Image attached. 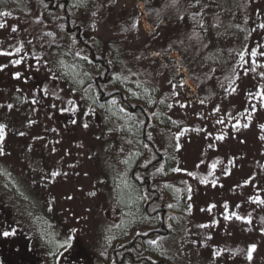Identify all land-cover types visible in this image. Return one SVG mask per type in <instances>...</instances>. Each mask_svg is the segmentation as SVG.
<instances>
[{
	"label": "rangeland",
	"instance_id": "374dc122",
	"mask_svg": "<svg viewBox=\"0 0 264 264\" xmlns=\"http://www.w3.org/2000/svg\"><path fill=\"white\" fill-rule=\"evenodd\" d=\"M65 1L105 51L135 25L124 45L156 88L111 85L148 110L167 94L184 130L175 175L160 187L188 183L190 219L147 246L154 264H264V0H183L194 25L162 0ZM31 18L50 21L36 0H0V264H109L149 223L128 181L146 155L139 119L99 103L87 90L95 66Z\"/></svg>",
	"mask_w": 264,
	"mask_h": 264
},
{
	"label": "trees",
	"instance_id": "16d2710c",
	"mask_svg": "<svg viewBox=\"0 0 264 264\" xmlns=\"http://www.w3.org/2000/svg\"><path fill=\"white\" fill-rule=\"evenodd\" d=\"M162 1L168 2L172 7L174 6L173 9L181 14L179 17H184L189 23L194 25L199 21L191 10L192 6L189 2L184 3L183 0ZM36 2L39 9L49 14L50 21L43 23L41 18H31L33 25L41 27L44 24L52 28L57 27L67 50L73 52L75 45L78 57L87 59L95 66L97 71L88 83L87 90L93 92L99 103L103 104L112 100L121 110L139 119L140 141L143 148L146 149V155L143 161L130 170L128 181L131 186L141 191L144 198L141 209L149 223L143 228V230L146 229L143 232L138 231L140 229H135L136 234L131 238L116 244L109 252L108 259L109 264H154L151 254L147 252V246L165 240L170 231H180L190 219L188 183L187 187L181 186L180 189L175 187L177 188L176 191L174 188L172 191L163 192L160 187L161 179L175 175L179 158L177 140L184 131L182 125L170 116L169 96L165 93L159 94L156 105L148 110L144 104L130 101L119 86L112 87L111 84L115 81L119 83L139 82L147 87L156 88L152 76L146 70L147 68H142L134 62L135 60L131 61L130 52L125 48V34L133 24L120 26L118 35L123 34V37L108 43L105 51L101 47L97 48L87 34L84 35L80 20L69 11L65 0H36ZM54 39V35L43 32V40H45L50 54L59 52V42H56V44L58 43L56 45ZM208 76L216 79V76ZM124 139L127 145L132 147L134 138L128 136ZM190 175L191 178L194 177L201 181L209 178L196 172H192ZM166 196L178 201L173 202V206H167ZM252 214L254 213L252 212ZM257 221L261 226V231H263L264 216L259 215ZM235 253L239 255L238 251ZM156 264L167 263L158 260Z\"/></svg>",
	"mask_w": 264,
	"mask_h": 264
},
{
	"label": "snow or ice",
	"instance_id": "6c2138e0",
	"mask_svg": "<svg viewBox=\"0 0 264 264\" xmlns=\"http://www.w3.org/2000/svg\"><path fill=\"white\" fill-rule=\"evenodd\" d=\"M0 27H2V25H0ZM133 27H135V25H133ZM13 30H15V29H13ZM16 63H19V61H17ZM0 138H2V127H0ZM0 154H2V153H0ZM55 175V174H54ZM11 233H9V232H4L3 233V235H5V236H8V235H10ZM154 243V242H153Z\"/></svg>",
	"mask_w": 264,
	"mask_h": 264
}]
</instances>
